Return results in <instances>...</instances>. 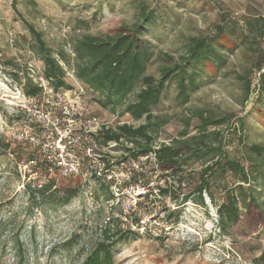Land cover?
Masks as SVG:
<instances>
[{
    "label": "rangeland",
    "instance_id": "1",
    "mask_svg": "<svg viewBox=\"0 0 264 264\" xmlns=\"http://www.w3.org/2000/svg\"><path fill=\"white\" fill-rule=\"evenodd\" d=\"M140 1L155 13L145 35L154 51L148 73L156 76L161 67L178 61L191 37H210L225 21H237L247 34L238 46L223 38L229 47H222L226 63L218 72L209 67L187 102L177 99L175 82L167 84L152 109L154 121L161 124L150 128L154 147L178 137L188 118L189 133L196 134L200 113L232 116L218 129L230 135L226 149L246 167L247 147L264 144V69L252 71V92L245 103L244 83L237 78L264 58V37L258 35L256 22L251 27L246 22L264 17V0H0V264H19L20 251L21 264H85L111 221L113 229L117 222V229L125 230L113 247L112 264H264V224L252 233H246L242 222L227 232L219 224L217 206L226 190L240 183L248 186L240 173L213 180L214 203L209 191L203 193L205 204L199 202L196 178L189 183L187 200L161 196L158 187L175 179L156 170L154 156L134 159L129 148L138 144L125 139L106 144L94 128L95 117L114 127L124 117L103 107L98 93L75 76L72 45L84 34L112 33L132 23ZM29 24L42 32L64 65L68 87L56 91L43 77L44 63ZM28 77L42 87L36 96L27 92ZM241 122L246 144L232 131ZM44 152L60 162L59 168L45 169ZM33 157L42 169L26 165ZM202 167V161L194 160L187 170L195 177ZM53 179L56 185L78 188V194L60 204L51 193L32 198L26 191L29 182L35 186ZM258 183L264 197V175Z\"/></svg>",
    "mask_w": 264,
    "mask_h": 264
},
{
    "label": "trees",
    "instance_id": "2",
    "mask_svg": "<svg viewBox=\"0 0 264 264\" xmlns=\"http://www.w3.org/2000/svg\"><path fill=\"white\" fill-rule=\"evenodd\" d=\"M154 20V11L149 9L144 1H140L139 14L132 23L121 24L112 33L84 34L72 45L75 76L89 89L98 93L96 100L103 107L113 112L119 110L124 117L123 124L111 126L101 132L103 141L104 143L108 141L121 143L125 139L135 142L138 146L129 148L134 159L146 156L148 161L153 155L156 170L163 177L175 179L174 181L166 179V186L158 187L159 195L178 201L180 196L184 197V201L191 196L187 188L190 181L196 178L199 202L205 204L203 193L207 195L209 191L211 202L214 203L215 199L211 191L213 180L216 181L229 172L240 173L248 186L240 183L226 190L223 202L217 206L219 224L225 232L239 222L245 224L246 233L259 231L260 226L264 224V197L262 189H258V179L264 175V162L258 160L264 157V144L253 143L247 147L244 156L249 167H246L239 158L232 156L226 149L231 141L230 135H225L224 130L218 129L219 126L229 123L232 116L218 117L214 114L200 113L196 134L189 133L191 119L188 118L178 137L157 147H154V136L150 132L153 124L158 127L161 125L154 121L152 109L160 103L167 84L175 82L177 99L183 103L187 102L191 91L197 88L205 74L210 72L209 67L218 72L219 68L226 63V51L222 47H229L224 44L223 38L232 39L235 46H238L240 42L246 41L247 34L237 21L231 23L225 21L210 37H191L186 51L180 55L178 61L161 67L159 76H156L148 73L154 51L151 41L145 35ZM246 20L250 27L253 22H256L258 35L264 37V17ZM27 28L33 37L34 48L39 59L44 63L43 77L56 91L68 87L66 69L54 55L42 32L33 24H29ZM236 38L240 39L238 43ZM62 59L65 63H69L63 53ZM263 69L264 58H261L254 61L246 73L238 74L237 78L244 83L243 103L250 98L252 92V71L259 72ZM260 78L264 79V71L261 72ZM27 88L28 94L34 96L42 91V87L34 83L31 77L27 79ZM133 93L134 98L128 100ZM143 119L145 122L138 126L130 123ZM243 126L241 122L238 127L233 126L232 131L235 134L239 133L238 138L241 144H246ZM139 139L144 143H139ZM194 160L202 161L203 167L195 177H191L194 173L189 174L188 172L191 171L187 170V166ZM137 177L138 173H134L133 178ZM25 188L32 198L36 194L51 193L57 197L56 202L60 204H67L78 194V188L56 185L54 179L41 187L38 184L33 186V183L29 182ZM241 208H244L245 212ZM111 222L104 227L103 238L96 243L85 264L89 262L112 264L113 247L121 241L125 230L117 229L120 224L117 222V227L114 226L115 229H113ZM20 256L19 264L22 263V251Z\"/></svg>",
    "mask_w": 264,
    "mask_h": 264
},
{
    "label": "built area",
    "instance_id": "3",
    "mask_svg": "<svg viewBox=\"0 0 264 264\" xmlns=\"http://www.w3.org/2000/svg\"><path fill=\"white\" fill-rule=\"evenodd\" d=\"M31 70H32V72L34 74L35 73V70L34 69H31ZM41 80H43V78H41ZM92 122L94 124V128H95L96 131H101L102 132L104 129H109L112 126V125H110L107 122H101V121H99L96 117L92 119ZM107 143L108 144H112V143L117 144V142H115V141H108ZM53 158L54 157L51 156V154H49L48 152L47 153L44 152V159L42 160V162L44 163V167H45V169L48 172H53L54 169H56V167L59 168V166L57 165V163L59 161H56V159H53ZM42 162L39 163L37 161V159H35V157H33V158H31V159L28 160V162H27L26 165L29 166V167H31V168H34V169H36L38 171L39 169H42V165H41ZM59 164H60V162H59ZM38 186L41 187L42 184L39 183Z\"/></svg>",
    "mask_w": 264,
    "mask_h": 264
}]
</instances>
